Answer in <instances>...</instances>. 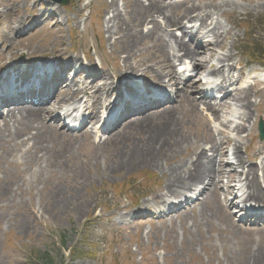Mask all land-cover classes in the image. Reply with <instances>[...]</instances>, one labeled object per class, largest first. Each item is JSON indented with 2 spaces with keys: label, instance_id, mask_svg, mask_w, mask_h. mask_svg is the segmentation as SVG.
Wrapping results in <instances>:
<instances>
[{
  "label": "rangeland",
  "instance_id": "obj_1",
  "mask_svg": "<svg viewBox=\"0 0 264 264\" xmlns=\"http://www.w3.org/2000/svg\"><path fill=\"white\" fill-rule=\"evenodd\" d=\"M162 1L163 5H176L174 14H181L182 8L177 1ZM112 2L114 7L111 8ZM149 3L150 0H70L68 6L57 8L49 0H0V75L11 69L18 70L22 65L39 67L44 61L53 63L70 58H79L85 66V56L90 67L99 71L95 79L87 78L89 83L97 81L98 87L107 86L98 96L104 105L120 100L126 94L134 95L137 82L148 87H140V90L156 89L161 86L157 76L166 73L157 66L159 60L154 58L157 53L160 57L159 50L162 52L155 41L156 35L146 37L143 34L152 29L143 22L151 9ZM193 3L207 8L234 4L233 9L226 6L219 9L222 14L214 16V24L221 27L218 30L223 45L214 48L215 56L208 60L207 71L202 75L204 82L222 81L210 73L225 54L234 56V64L245 66L243 83L255 70L264 72V67L250 65L241 54V47L251 39L264 43V0H190L188 7ZM142 9L146 16L137 22L133 14ZM47 10L55 13L50 21L37 27L32 22L19 33H10L12 23L16 25L21 18L28 19L32 15L37 18L43 12L47 17ZM194 24L198 30L200 22L186 24L187 29L192 30ZM244 24L250 25L251 35L244 34ZM183 29L172 30L181 36ZM211 29L204 31L205 39L196 37L197 42L211 41L214 37L206 34ZM160 33L159 30L158 36L164 42L168 41V37ZM19 44L23 48H19ZM128 47L131 51L134 48L131 63L137 66L142 62L152 72L133 75L134 72L121 71L122 58L126 57L124 50ZM60 54L64 56L57 60ZM203 60L207 61L205 56ZM97 61L101 65H97ZM5 62L9 63L4 67ZM180 64L183 63H178L177 68ZM258 78L264 79V73ZM83 79L82 76L81 82ZM46 88L48 84L45 85V91H48ZM256 89L262 97L254 96L252 102L261 109L264 85L253 88ZM52 90L56 93L58 88ZM213 94L217 95L216 92ZM72 105L74 102H70ZM7 107L0 110V117L2 112H7ZM55 107L53 104L51 110ZM61 107L57 105L51 117H56ZM152 108L155 107L148 106L146 110ZM191 109L186 96L169 108V114L176 120V132L180 133V138L189 139L188 146H180L176 158L163 160L161 169L143 164L131 171L114 167H118L126 152L151 140L154 129L159 128L155 118L148 124L149 128H123L122 131L116 128L105 135L97 134L93 129L87 134L71 132L63 128V121H58L55 127L48 119L45 129L38 134L40 138L34 141L32 137L36 136V130L25 132L15 121H9L4 127L1 118L0 264H46L45 257L54 264H252L253 257L264 252V220L256 223L253 218L240 221L245 213L231 206L235 204L234 195L226 196L223 190L227 186H240L243 190L240 194H246L236 204L239 208L243 205L247 191L241 181L242 168H237L232 156L235 146L240 148L246 166L257 170L259 183L264 188V141L258 139L257 131L262 113L258 112L257 117L254 112L253 120L245 122L243 133L238 135L234 129L242 123L240 120L234 118L235 123L228 124L225 118H205L201 107L198 114ZM232 112L227 111L225 117L232 119ZM6 115L4 113L3 117L9 120ZM173 128L167 126V131ZM210 132L218 141L229 140L227 161L233 167L221 168L222 192L217 191V199L213 192L207 193L198 206L173 213L172 220L168 217L170 204L167 207H143L165 194L168 175L162 173L163 168H176L178 162L188 160L194 147L203 143ZM16 133L20 138L15 137ZM161 140V137L154 139L152 149L159 147L158 142L167 146ZM172 146L169 144L170 148ZM259 152L262 154L252 159ZM161 158H165L164 154ZM109 168L114 171L110 172ZM235 169L238 175L231 183L229 172L233 173ZM245 202L249 203L248 199ZM164 211L167 215L159 217ZM151 212L156 216H149Z\"/></svg>",
  "mask_w": 264,
  "mask_h": 264
},
{
  "label": "bare ground",
  "instance_id": "obj_2",
  "mask_svg": "<svg viewBox=\"0 0 264 264\" xmlns=\"http://www.w3.org/2000/svg\"><path fill=\"white\" fill-rule=\"evenodd\" d=\"M135 1L139 2V0ZM189 1L190 0H182V2L179 4V7L182 8L181 14H174V8L176 7L165 6L161 3V0H150L149 6L151 9L150 12L148 11L147 17L143 22L149 21V25H152V29L148 31V34H146L145 36L151 37L156 35L155 41L162 48V52L161 50H159L161 54L160 57L157 56L158 53L156 54V57H154L155 60H159V64L157 66L160 67L164 73H166L165 76L161 75V73L159 76H157V81L159 82L158 84H165L166 86L170 85L172 88H174L176 92V100L178 103L184 96H186L187 101L190 102L192 108L191 110L195 114L200 113L199 108L203 107L205 111L210 113L215 120H221L222 118H225V121L228 124H233L235 123V121L230 120L225 116L227 115V111L232 112L234 108L237 109V112L232 116V119L235 118V120H240L242 122L234 129V132L240 135L245 129L244 123L253 120L255 116L254 112H256L257 117L258 112L262 113L261 117L264 120V106L261 109H257V106L252 102V98L254 96L261 98L262 93L257 89L253 90L252 87L236 88V86L245 77V66L240 63L237 65L234 64V56L232 54H225L222 58H219L217 60L218 66L214 68L210 73L211 75H220L222 79L221 83L215 85L213 82L205 83L204 80L201 79L202 73L207 71V65L209 63L208 60H211L215 56L214 48L216 46L221 47L223 45L222 35L219 34L218 30L221 29V27L219 28L217 24H214V16L222 14L219 9H224L226 6L230 9H233L234 4L230 3L214 8H207L206 6L193 3L190 7H188L187 3ZM112 7H114V2L111 3V8ZM144 16H146L145 9L138 10L137 14H133V17L137 22H140V20ZM49 17H53V15H49ZM33 18L34 15L30 16L28 19L27 17L21 18V20L18 21L16 25L12 23L10 33L14 34L15 32H21L27 26V24L32 22ZM195 22H200V27L198 30H196V26L191 28L192 30L190 32V35H192V37L194 36L200 38V36H202L201 39L203 40L204 31L209 29V27H212V29L209 30L206 34H208L207 37L213 36L214 38L209 42L201 43L198 46H192L191 40L186 42L185 35H182V37L179 38L176 37L172 32L173 28L178 29L183 26L185 27L188 23L193 24ZM159 30H161V32H163L165 36L168 37V41L164 42L162 38L158 36ZM145 36L143 37L144 39ZM137 40L139 42V39ZM19 46V48H23V45L19 44ZM133 49L134 48H132L131 51V49L128 47L124 50L126 52V57L122 58L123 66L121 71L134 72L132 73L133 75H137L135 73L138 72L144 75H148L152 71H149L145 64L143 65V63L141 62L138 63L137 66H134L133 63H131L132 59H134L132 57V54L134 52ZM63 56L64 55L60 54V57H58L57 60H59ZM162 56L165 62L162 60ZM203 56L206 57L207 61L203 60ZM184 59L190 60L193 63L191 72L194 73V76L190 77L185 82H181V79L179 78L176 70V64L178 62H182ZM73 61L74 59L68 61L69 64L66 65V70L72 69L73 65L71 64V62ZM8 63L9 62H5L3 64L4 67ZM164 63L165 68L163 69ZM35 70L37 69L35 68ZM17 71V69H11L0 76V79H4V81L6 82L4 85L0 82L1 93L8 94L10 92L9 89L11 87L9 76L15 74ZM33 73L34 69L30 68L26 71H23L21 74L22 76H28L30 74L32 75ZM78 75L79 72L76 73L72 79H70V83L66 82V79L61 81V83L65 82V84L69 85L67 86V88H63V85H61L60 83L56 96L52 101H50V103L47 104V106L44 105L41 107H33L30 105L22 104L18 106L13 105L11 110L9 111L10 115H8L7 117L9 120H7L6 118H2L4 127H6L9 121H15L23 127V130L25 132H28L30 129L36 130V136L32 137V140L34 141L35 139L40 138L38 134L41 129H45L44 126L47 124L48 119L55 127L57 126L55 125L57 123L55 119H60L61 115L58 114V116H56L55 118L51 117L52 113L56 111L57 105L62 106L58 110L63 111L64 108L70 104V102L79 103L81 102V99L89 96L92 100V103L86 107V111L88 112V119L87 123L82 127L83 134H87L89 132L87 130L88 125L98 121V114L100 111V106L102 105L101 99L98 100V96L102 88L107 86L103 85L102 87H98L97 81H92L91 83H89L86 77H84L82 83H80L78 81ZM165 77L170 78V80L166 82ZM200 85L206 88H211V90H215L221 93V95L223 94V99L221 100L220 104L213 105L211 99L207 97L206 94L202 95L203 97L201 98V101L194 97L193 91L196 90ZM24 86L25 85L23 84L20 85L22 89L24 88ZM73 89H75L74 92H72ZM229 89L231 90L230 92ZM80 96H83V98L80 99ZM53 104H55L56 107L55 109L51 110ZM169 108L171 107L167 104L159 105L157 108H153L141 113L139 115V117L141 118H138L137 121L126 122L124 123V125H122L120 131H122L123 128L142 130L143 128H149L148 124L154 122L153 119L155 118L154 120H158L156 121V123L157 125H159V128L158 130L154 129V132L152 131L153 137L151 138V140L138 145L132 151L126 152L123 157L121 156L122 162L118 164V167H114L115 169L131 171L133 168L139 167L143 164L161 169V163L163 162V160H172L174 156L176 158V152L181 150V148H178L182 145L188 146L189 139H185L183 137L180 138L178 136L180 133L176 132V120L171 114H169ZM74 111H76V113L79 115L82 110L81 107H78L72 112ZM238 111L240 113H238ZM64 114L70 116L71 109H67ZM16 115L20 116V118H18ZM123 116L125 115L123 114ZM78 119L79 121L83 120L81 115ZM167 126L169 128H174L167 131ZM220 135H222V132H220ZM15 137L20 138V134L16 133ZM159 137L163 139L161 141L166 143L167 146H162V144L158 142L157 145L159 147H155V149H152V147L154 146V139ZM175 140L177 141V143L175 142ZM139 142H141V140L135 141L134 144H137ZM228 142L229 140L227 138H225L223 141H218L215 135L210 132L203 143H199L196 147H194L192 156L188 160L178 162L176 164V168H163L162 173L168 175L165 190H163L165 194L163 196H160V198L143 204V207L147 208L165 205L167 204L166 198H174L178 195L179 197H184L186 192L192 194L194 193V188H196L197 186L199 187V185H206L207 189L199 191L198 198H193L194 201L188 200L187 202H183L185 207L194 208L198 206L203 196L207 193L209 194L213 192V195L217 199V191L219 192V194L220 192H222V173L220 172L221 168H233L232 164H228L227 161L229 157V153L227 151ZM169 144H172L173 146L170 148ZM177 144L178 146L176 147V149L171 150ZM205 144L210 145V147H204ZM208 152L211 153V155H209ZM163 154L165 156L164 159L161 158ZM261 154L262 152L255 154L254 156H252V159L258 158ZM232 156L234 157L237 168H242V175L244 176L245 185V188L243 189L247 191V199L257 205L264 204V191L262 190L259 183L257 170L252 167L246 166L245 161L240 153L239 147L235 146L233 148ZM217 165H219L218 169L216 168ZM107 170H109L110 172L114 171V169L110 168ZM236 175H238L237 169H235L233 173L229 172L230 179L228 178V180L232 182ZM223 191L226 196H230L233 195L235 187L227 186ZM235 205L231 206L235 207ZM172 210H177L174 211V214L182 213V206H180V204L173 205ZM187 210L188 209L186 208L184 211ZM168 214L170 220L175 217V215H172L173 212H171V210H169ZM120 218L123 219L124 216L121 215ZM263 261L264 252L261 251L255 257H253L252 264H262Z\"/></svg>",
  "mask_w": 264,
  "mask_h": 264
},
{
  "label": "trees",
  "instance_id": "obj_3",
  "mask_svg": "<svg viewBox=\"0 0 264 264\" xmlns=\"http://www.w3.org/2000/svg\"><path fill=\"white\" fill-rule=\"evenodd\" d=\"M256 47H257L256 52L254 50H250V53L248 54L249 56H254L255 54H257V56L261 57V55L264 52V45L262 46V45L258 44ZM45 258H46V262H47L46 264H54V262L52 260L49 261L47 259V257H45Z\"/></svg>",
  "mask_w": 264,
  "mask_h": 264
},
{
  "label": "water",
  "instance_id": "obj_4",
  "mask_svg": "<svg viewBox=\"0 0 264 264\" xmlns=\"http://www.w3.org/2000/svg\"><path fill=\"white\" fill-rule=\"evenodd\" d=\"M60 1L63 2V3H67L68 2V0H60ZM260 132H261V139H264V125H263L262 122L260 123Z\"/></svg>",
  "mask_w": 264,
  "mask_h": 264
}]
</instances>
